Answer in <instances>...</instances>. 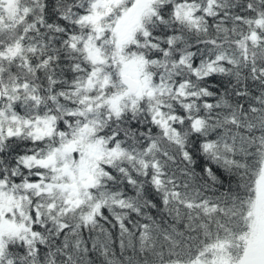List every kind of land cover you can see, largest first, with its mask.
<instances>
[{
  "label": "snow or ice",
  "instance_id": "obj_1",
  "mask_svg": "<svg viewBox=\"0 0 264 264\" xmlns=\"http://www.w3.org/2000/svg\"><path fill=\"white\" fill-rule=\"evenodd\" d=\"M0 264H264V0H0Z\"/></svg>",
  "mask_w": 264,
  "mask_h": 264
}]
</instances>
